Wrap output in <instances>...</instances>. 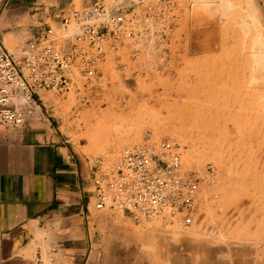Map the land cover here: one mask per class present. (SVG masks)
I'll use <instances>...</instances> for the list:
<instances>
[{
  "label": "rangeland",
  "instance_id": "obj_1",
  "mask_svg": "<svg viewBox=\"0 0 264 264\" xmlns=\"http://www.w3.org/2000/svg\"><path fill=\"white\" fill-rule=\"evenodd\" d=\"M143 6L149 17L134 25L145 39L108 56L98 79L48 93L45 108L89 177L93 160L116 163L148 130L178 148L183 171L211 164L215 181L184 228L136 225L91 203L88 253L103 264H264V0Z\"/></svg>",
  "mask_w": 264,
  "mask_h": 264
},
{
  "label": "built area",
  "instance_id": "obj_2",
  "mask_svg": "<svg viewBox=\"0 0 264 264\" xmlns=\"http://www.w3.org/2000/svg\"><path fill=\"white\" fill-rule=\"evenodd\" d=\"M149 12L142 1L119 0L112 8L93 1L61 12L57 28H37L16 54L0 39V127L22 129L29 118L41 114L39 92L63 95L77 79H98L108 56L116 59L126 41L149 34L134 25L136 18L146 21ZM90 170L94 210L119 214L136 225L190 226L201 185L215 181L211 164L201 173L183 171L178 148L167 139L155 140L148 130L122 150L116 163L95 159Z\"/></svg>",
  "mask_w": 264,
  "mask_h": 264
},
{
  "label": "crops",
  "instance_id": "obj_3",
  "mask_svg": "<svg viewBox=\"0 0 264 264\" xmlns=\"http://www.w3.org/2000/svg\"><path fill=\"white\" fill-rule=\"evenodd\" d=\"M93 1L112 0H0L2 44L16 54L37 28H57L61 12ZM38 96L43 116L0 127V264H103L88 253L86 225L98 217L89 173L53 125L48 92Z\"/></svg>",
  "mask_w": 264,
  "mask_h": 264
},
{
  "label": "bare ground",
  "instance_id": "obj_4",
  "mask_svg": "<svg viewBox=\"0 0 264 264\" xmlns=\"http://www.w3.org/2000/svg\"><path fill=\"white\" fill-rule=\"evenodd\" d=\"M112 1L114 2V4H113L112 6H108L107 4H105V6H107L108 8H112L113 6H115L116 4L119 3V0H112ZM134 1H136V2H137V1H142V2H143V0H134ZM245 4H246V2H245ZM226 5H227V4H226ZM246 5H247V4H246ZM243 6H244V5H243ZM230 9H231V8H230ZM227 16H228V15H227ZM237 22H238V21H237ZM242 23H243V22H242ZM237 24H238V23H237ZM261 44H262V43H261ZM256 46H257V45H256ZM262 46H263V45H262ZM262 46H261V47H262ZM243 47H244V46H243ZM252 48H253V47H252ZM252 48H251V49H252ZM8 52H9V51H8ZM241 52H242V51H241ZM257 56H260V55H257ZM256 65H257V63H256ZM256 65H255V66H256ZM235 66H236V65H235ZM256 68H257V66L254 68V70H255ZM259 68H260V67H259ZM259 68H257V69H259ZM261 68H262V67H261ZM262 69H263V68H262ZM260 70H261V69H260ZM263 70H264V69H263ZM246 71H247V70H246ZM256 72H257V71H256ZM232 76H233V74H232ZM255 78H256V77H255ZM259 79H260V78H259ZM255 81H257V80H255ZM253 82H254V81H253ZM260 92H261V91H260ZM248 136H249V135H248ZM152 137H153V136H152ZM139 139H140V138H139ZM135 143H136V142H135ZM135 143H134V144H135ZM132 145H133V144H132ZM129 147H130V146H129ZM195 214H196V213H195ZM130 222H131V221H130ZM143 224H145V223H143ZM192 224H193V223H192ZM192 224H191V225H192Z\"/></svg>",
  "mask_w": 264,
  "mask_h": 264
}]
</instances>
